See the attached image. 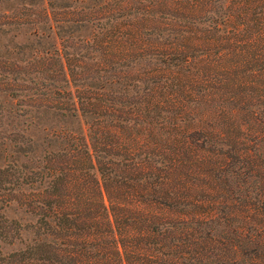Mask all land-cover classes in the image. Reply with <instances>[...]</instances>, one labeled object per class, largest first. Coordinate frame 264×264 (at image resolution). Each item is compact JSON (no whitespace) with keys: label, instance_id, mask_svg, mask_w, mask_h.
<instances>
[{"label":"trees","instance_id":"1","mask_svg":"<svg viewBox=\"0 0 264 264\" xmlns=\"http://www.w3.org/2000/svg\"><path fill=\"white\" fill-rule=\"evenodd\" d=\"M115 9L58 59L77 86L53 108L83 127L52 128L33 177L0 168V241L12 200L35 216L0 264H264V0Z\"/></svg>","mask_w":264,"mask_h":264},{"label":"rangeland","instance_id":"2","mask_svg":"<svg viewBox=\"0 0 264 264\" xmlns=\"http://www.w3.org/2000/svg\"><path fill=\"white\" fill-rule=\"evenodd\" d=\"M119 1L0 0V168L9 164L20 175L33 177L41 170L45 155L58 147L49 131L78 124L83 127L82 121L60 115L63 108H53L67 107L77 86L74 80L64 87L69 100L60 92L63 82L57 74L58 59L68 55L83 60L89 55L82 41L103 25L104 16L119 13L117 9L108 11ZM92 11L97 13V22L76 16L87 17ZM39 60L44 61L40 68ZM36 188L35 182L29 185L27 181L18 189L32 195ZM3 213L16 221L18 232L12 243L0 241L1 257L21 249L33 237L35 226V216L22 202L12 200Z\"/></svg>","mask_w":264,"mask_h":264}]
</instances>
